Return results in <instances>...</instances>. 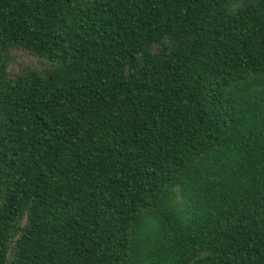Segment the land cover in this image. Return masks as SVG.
Instances as JSON below:
<instances>
[{
  "label": "trees",
  "instance_id": "obj_1",
  "mask_svg": "<svg viewBox=\"0 0 264 264\" xmlns=\"http://www.w3.org/2000/svg\"><path fill=\"white\" fill-rule=\"evenodd\" d=\"M0 264H264V0H0Z\"/></svg>",
  "mask_w": 264,
  "mask_h": 264
},
{
  "label": "rangeland",
  "instance_id": "obj_2",
  "mask_svg": "<svg viewBox=\"0 0 264 264\" xmlns=\"http://www.w3.org/2000/svg\"><path fill=\"white\" fill-rule=\"evenodd\" d=\"M13 63L10 67L11 74L15 75L16 73H20L26 68H31L34 70H42L46 67V64L41 60L30 56L23 50H15L12 52Z\"/></svg>",
  "mask_w": 264,
  "mask_h": 264
}]
</instances>
